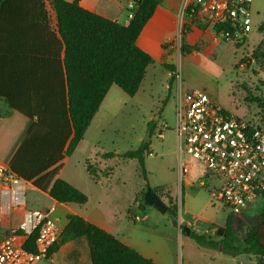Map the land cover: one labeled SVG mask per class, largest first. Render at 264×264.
Instances as JSON below:
<instances>
[{
	"label": "trees",
	"instance_id": "1",
	"mask_svg": "<svg viewBox=\"0 0 264 264\" xmlns=\"http://www.w3.org/2000/svg\"><path fill=\"white\" fill-rule=\"evenodd\" d=\"M48 4L55 13V25ZM159 4L160 0H138L129 24L123 25L85 9L80 0H0V100L12 111L10 117L0 118V153L7 154L10 137L24 120H29L30 127L4 163L57 203L88 202L84 192L60 177L62 161L84 139L113 85L129 96L140 90L154 60L138 45V39ZM191 29L188 24L183 26V39ZM259 29H264V23ZM263 48L264 40L254 54ZM189 50L200 49L198 45H184L183 52ZM172 81L171 77L170 88ZM149 124L150 139L156 122ZM147 150L148 142H143L138 149L122 154L104 152L101 157L136 159L147 180ZM86 170L95 182L100 181L101 170L91 160L86 162ZM110 171L106 168L104 175ZM164 188L153 190L168 200L170 212L178 214L170 191ZM242 214L237 220L229 217L225 226L218 228L215 235L219 240L192 231L190 236L207 247L223 242L230 254L245 251L264 264V212L253 218L245 239H240L236 231ZM67 220L61 240L51 248L48 259L63 245L85 239L91 264H157L78 215L69 214ZM36 238L33 234L25 240L28 251H36Z\"/></svg>",
	"mask_w": 264,
	"mask_h": 264
},
{
	"label": "rangeland",
	"instance_id": "2",
	"mask_svg": "<svg viewBox=\"0 0 264 264\" xmlns=\"http://www.w3.org/2000/svg\"><path fill=\"white\" fill-rule=\"evenodd\" d=\"M122 4L118 21L124 25L133 13L128 9L127 1ZM47 7L52 13L51 6L48 4ZM251 9L249 36L245 42L235 44L193 31L188 41H195L200 50L184 53V42L179 36L170 40L172 43L167 42L164 47L174 55L173 60L161 63L157 55L154 56L143 87L135 96L127 95L114 85L79 151L64 163L61 178L88 196L86 204H73L74 208L107 229L121 230L122 237L135 250L162 264H259L258 258L251 253L230 254L224 249L223 242L215 247L200 245L195 237L184 233L182 226H188L185 222L179 221L180 225L174 226L168 214H161L144 201L148 185L152 188L165 187L178 207V216L183 204L184 221L196 217L207 226L215 227L225 226L229 217L234 220L239 218L223 203L213 200L205 188L197 183L188 184V181L197 179L196 174H187L184 181H180L174 132L175 91L178 87L176 73L181 70L183 89L205 91L233 115L264 126V48L261 53L254 54L264 40V29H259L264 23V0H253ZM171 77L175 81L173 90L167 88ZM0 110L1 118L10 114L4 102L0 103ZM153 121L156 124L149 139V123ZM161 131L164 134L162 139L158 137ZM143 142H148V150L144 154L147 180L141 175L138 160L101 157L104 152L122 154L138 149ZM84 157L91 159L98 169H112L111 176L103 178L102 184H95L86 171ZM0 160L6 162V152L0 153ZM188 161L184 157V162ZM164 201L168 204L167 199ZM27 203L28 208L39 209L53 204L30 183L27 186ZM263 212L264 194L242 214L243 220L236 229L240 239H245L253 218ZM67 214L66 208L56 206L54 216L61 227L67 222ZM136 218L138 220L134 221ZM17 223L14 222V225ZM217 230L205 237L219 240L215 235ZM179 233L182 237H178ZM82 251L80 247L77 254L72 252L66 257L59 253L36 264H88Z\"/></svg>",
	"mask_w": 264,
	"mask_h": 264
},
{
	"label": "built area",
	"instance_id": "3",
	"mask_svg": "<svg viewBox=\"0 0 264 264\" xmlns=\"http://www.w3.org/2000/svg\"><path fill=\"white\" fill-rule=\"evenodd\" d=\"M127 1L128 9L135 10L138 0ZM252 2L183 0L179 38L188 24L213 31L215 39L241 44L249 36ZM176 76L179 89L174 132L180 181L187 174H196L191 185L199 184L213 200L240 215L264 194V129L233 115L205 91L183 89L181 70ZM158 137L164 138L162 131ZM28 185L0 161V264H36L48 259L51 248L61 240L63 229L54 207L28 208ZM179 221H184L182 209ZM188 226L198 236L216 231L196 218H191ZM33 234H37L35 252L24 247Z\"/></svg>",
	"mask_w": 264,
	"mask_h": 264
},
{
	"label": "crops",
	"instance_id": "4",
	"mask_svg": "<svg viewBox=\"0 0 264 264\" xmlns=\"http://www.w3.org/2000/svg\"><path fill=\"white\" fill-rule=\"evenodd\" d=\"M68 1H74V0H68ZM123 1L124 0H80V4L82 5V7H84L85 9H87V10H89L91 12L99 14V15H101L103 17L108 18V19L118 21L119 20V16L121 15ZM125 1H127V0H125ZM182 3H183V0H160V4L158 5L153 17L150 19V21L144 27V29H143V31H142L139 39H138V45L144 51L149 53L153 57V60H154V56H156V55H157L156 57L159 59V61L161 63L164 60H167V61L168 60H173V56L174 55L170 54L169 51L164 47V45L167 42H169L170 40L177 38L179 36V34H180V31L182 29V23H183V20H184V17H183V14H182ZM50 14H51L52 23H53V25H55L56 24V16H55L54 11H52V13H50ZM132 15L129 17V20L124 25H128L129 24ZM193 31L202 32L203 36H208L209 38L211 37V35H213V34H210L209 29H207V28H205L203 26H197V25L193 26L191 31L186 33V35L184 36V39L181 37V39L184 42V45L190 46V47L196 46L195 41H193V43L188 41V36L191 33H193ZM180 58H181V56H180ZM182 58H183V55H182ZM148 69H147V71H148ZM146 76H147V74H146ZM145 78H144V80L142 82L141 87H143V84L145 82ZM174 84H175V81H172L171 88H170V80H169V85H168L167 88L173 90V87H175ZM113 87H114V85L108 91L104 101L106 100L109 92H111V89H113ZM141 87H140V89H141ZM178 89H179V84H178V87H177L175 93H177ZM2 102L7 104L5 101L0 100V103H2ZM8 107H9V105H8ZM9 109H10V107H9ZM98 112H99V110H98ZM98 112H97V114H98ZM0 113H1V110H0ZM97 114H96V116H97ZM11 115H12V111L10 109V114L8 116H6V117H3V118L10 117ZM95 117H94V119H95ZM93 120H92V122H93ZM91 126H92V123L90 124L89 128ZM29 127H30V121L29 120H24L22 122L21 126L18 128V131L15 132L10 137L9 140H11V141H10V144L8 146L7 159L10 156V154L12 153V151L16 148V146L18 145L19 141L23 138L24 134L26 133V131L28 130ZM89 128H88L87 132L89 131ZM87 132H86V134H87ZM83 142H84V139L80 142V144L78 145V147L76 148L74 153L71 156L66 157L62 161V169H63L64 163L66 161H69V159H71L74 155L77 154V152L79 151V148L81 147ZM176 154H177V150H176ZM150 155H151V153H150ZM177 157H178V155H177ZM115 158L120 159L119 157H115ZM115 158H111V159H108V160H112V159H115ZM88 160H91V159H89L87 157H84L85 167H86V162ZM125 160H128V159H125ZM107 163H106L105 167H107V165H108ZM62 169H61V172H62ZM105 169H100L101 171H100V181L99 182H95L92 179V177L90 176V174L88 172L87 173L89 174V176L91 177V179L93 180V182L95 184L100 185V184L103 183V178H109L111 176V174H112V171H110L109 175L105 176L104 175ZM60 177H61V173H60ZM195 180H193V181H195ZM188 184H191V182L188 181ZM31 186L33 188H35L32 184H31ZM43 195L45 197H47L48 199H51L48 195H45L44 193H43ZM261 197L262 196H260L259 198H261ZM51 201L53 202V204L50 205V206L54 207L55 210H56V206L61 205L64 208H66V210L68 212L67 216L69 214L78 215V216L84 218L86 221H88V222H90V223H92V224H94V225L106 230L107 232L111 233L116 238H118L120 241H122L124 244L132 247L133 249L135 248L129 241H127L126 239H124V237H122L123 235H121V232H122L121 230L118 229L117 231H112L111 229H107L106 227L101 225L100 222L95 221V220L83 215V213H80L79 210L74 208L73 204H69V205L59 204L56 201H54L53 199H51ZM181 209H183V204H181ZM244 213H245V211H244ZM193 218H196V217H193ZM196 219H198V218H196ZM137 220L138 219L136 218V220H134V221H137ZM67 222H68V220H67ZM67 222L62 227V229H64V227L66 226ZM183 222H185L188 225V221H183ZM219 227H224V226H216L215 225V227H213V229L217 230ZM179 236L182 237L180 235V233H179L178 237ZM80 247L83 248L82 252L85 254L88 264H91L90 255H89V248H88L87 241L85 239H79V240H76V241H73V242H70V243H67V244L63 245L59 249V251L57 253H55L54 255H58L59 253L60 254L63 253L64 255H66V257H68V255L70 253H72V252H75L77 254L79 249H80ZM136 251H137V249H136ZM139 253H140V251H139ZM140 254L147 258V255H144L143 253H140ZM149 259H152L157 264H162L160 261H157V260H155L153 258H149Z\"/></svg>",
	"mask_w": 264,
	"mask_h": 264
},
{
	"label": "water",
	"instance_id": "5",
	"mask_svg": "<svg viewBox=\"0 0 264 264\" xmlns=\"http://www.w3.org/2000/svg\"><path fill=\"white\" fill-rule=\"evenodd\" d=\"M159 117H157V120ZM156 121V120H155ZM150 132H148V137ZM144 201L147 205L154 207L163 215H169L174 226H179V216L178 214L169 211V205L160 198L153 190V188L148 185L146 193L144 194ZM183 231L190 236L191 230L188 226H182Z\"/></svg>",
	"mask_w": 264,
	"mask_h": 264
}]
</instances>
